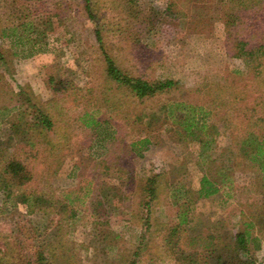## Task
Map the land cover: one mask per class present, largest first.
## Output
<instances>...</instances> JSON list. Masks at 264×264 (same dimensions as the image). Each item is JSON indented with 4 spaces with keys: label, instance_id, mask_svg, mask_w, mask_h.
Segmentation results:
<instances>
[{
    "label": "rangeland",
    "instance_id": "374dc122",
    "mask_svg": "<svg viewBox=\"0 0 264 264\" xmlns=\"http://www.w3.org/2000/svg\"><path fill=\"white\" fill-rule=\"evenodd\" d=\"M98 1L95 12L99 25L112 28L103 32L107 51L123 70L150 81L173 79L178 82L181 93L201 88L203 95L232 100L231 96L224 98L231 88L229 82L239 73L246 74L251 59L227 53L223 24L219 20L211 19L203 25V20L191 23L185 18L179 23L168 15L175 10L172 0H143L144 13H149V6L154 4L167 15V22L157 20L144 34H138L140 27L135 25V35H122L116 31L120 24L126 26L122 17H116L119 8L113 9L109 0ZM49 15L50 28L46 23ZM117 20H122L119 25ZM95 26L87 18L80 0H0L3 55L0 59V138L9 140L13 146L27 139L41 140L36 150L46 147L41 152L45 163L31 168L30 172L27 167L31 176L27 184L30 190L44 197L60 196L63 191L74 189L91 168L93 159L105 153L108 146L107 141L92 139L89 128L80 120L81 106L56 99L45 82L50 76L54 80L66 77L86 90L91 99L88 104H101L102 112L106 111L104 62L94 36ZM138 45L142 47L137 48ZM88 88L93 89L95 98L89 95ZM16 93L23 97V93L28 94L30 103L22 102ZM112 96L118 103L126 100L125 104H116V109L107 110L108 114L120 118L126 116L128 109L140 113L143 104H160L168 95L142 103L134 101L129 107L124 93ZM41 112L48 114L53 123L48 138L59 141L66 147L64 151L47 144L39 135V128H31L34 115ZM212 117L210 121L216 134L211 146L221 148L214 154L230 165L228 153L222 147L228 145L231 123L222 118L220 111ZM122 124L126 125L127 121L122 120ZM140 130L139 124H134L123 133L131 140ZM200 149L197 141L179 139L166 129L155 132L142 156L128 161L136 185H144L149 177L158 179L157 198L148 214L147 230L143 219L145 208L130 192L124 200L107 197L104 203L107 215L97 224L87 211L77 210L75 216L69 217L71 208H76L74 203L65 211L53 205L31 210L14 197L7 198L0 190V260L34 264L41 254L42 264H179L170 254L171 243L164 240L170 223L176 222V208L166 193L176 186L198 187L204 166ZM212 151L208 149L206 153ZM23 153L17 150L21 160L26 159ZM228 182L229 185L219 186L212 196L194 202L190 212L193 221L183 226L186 233L179 238V244L186 247L181 256H196L195 249L202 248L204 237L211 230L233 233L243 221L264 219L260 197L252 192L255 187L252 174L235 173ZM255 234L259 236L260 246L251 250L257 264H264V234ZM172 240H177V235Z\"/></svg>",
    "mask_w": 264,
    "mask_h": 264
},
{
    "label": "trees",
    "instance_id": "16d2710c",
    "mask_svg": "<svg viewBox=\"0 0 264 264\" xmlns=\"http://www.w3.org/2000/svg\"><path fill=\"white\" fill-rule=\"evenodd\" d=\"M80 1L87 18L96 25L94 36L104 62L105 92L103 96H106L103 100L106 111L102 112L104 106L101 104H88L91 99L86 95V90L66 77L61 76L54 80L53 76H50L45 82L48 89L57 97L56 99L81 106L82 124L89 128L92 139L108 142L106 152L93 159L91 168L81 176L74 189L65 190L60 196L49 195L48 198L30 190L27 184L31 180L27 167L30 172L31 168L45 163L41 152L46 150V147L36 150L41 140L27 139L13 146L9 140L0 138V190L7 198L14 197L18 202L27 204L31 210L53 205L65 211L70 204L74 203L76 210L71 208L69 217L75 216L77 210H83L87 211L97 224L102 223V217L107 215V211H104L107 197L115 196L124 200L130 192L145 208L146 216H143V219L144 228L147 230L150 226L148 214L150 215L153 202L157 198L158 179L149 177L144 185H136L133 183L134 175L128 168V161L132 157L143 155V151L149 148L155 132L161 133L167 129L178 135L179 139L183 137L192 142L197 141L201 153L203 152L201 155H203L204 165L203 174L199 178L196 189H182L176 186L166 193V197L172 199V204L176 208V222L170 223L164 238L166 243H171L170 254L174 255L179 264H257L251 247L260 246L259 236L255 233L264 234V219L243 221L241 227L233 233L221 234L211 230L206 233L202 248L195 249L196 256H181L186 247L179 244V238L186 233L183 226L190 225L193 221L190 212L194 202L199 198L212 196L218 192L219 186L229 185L228 180L230 181L235 173L252 174L255 185L252 192L260 197L264 213V0L171 1L175 10L168 14L170 17L179 23L185 18H189L191 23L203 20V25L208 24L211 19L219 20L223 24L227 53L240 59L244 57L251 59L246 74L239 73L232 77L233 82H229L231 88L229 87L228 94L224 98L231 96L232 100H217L203 95L201 88L181 93L178 82L173 79L150 81L130 75L107 51L103 32L110 31L112 28L99 25L96 19L95 5L99 1ZM109 3L113 9L119 8V14L116 17L118 19L122 17V20L126 22L124 27V23L120 24L122 20H117L120 26L116 31L122 35H135V25L140 27L138 34H144L155 25L157 20L167 22V15L154 4L149 6V13H144L141 9L143 0H109ZM167 9H170V6H167ZM167 9L165 8L166 12ZM48 13L51 14L50 11ZM52 13L57 17L60 16L58 12ZM50 17L49 15L46 21L49 28L51 27ZM136 44L138 42H135ZM140 46L138 45L137 48ZM2 57L0 50V59ZM88 91L90 95L93 89L88 88ZM118 92L127 96V107L134 101L142 103L161 95L168 96L160 104L150 106L143 104L144 107L140 113H133L128 109L126 116L116 118V114H108L107 110L116 109V104L126 103V100L118 103L113 99L112 95ZM16 94L21 97L22 102L30 103L28 94L23 93L24 97L20 93ZM94 95L93 93L91 97L95 98ZM217 111L222 113V118L231 123L228 131V145L222 147V150L228 153L227 161H230V165L224 164L223 160L214 154L221 148L211 146L215 141L216 129L210 119ZM124 119L127 121L126 125L122 124ZM32 120L31 128H39V135L47 144L51 147H59L61 151L66 149L59 141L54 142L52 138H48V131L53 129V123L48 114L38 113ZM134 124H139L141 132L136 138L127 140L123 130ZM10 128L13 129V124H10ZM18 149L24 152L25 160L19 159ZM208 149L213 151L207 154ZM50 198L52 199L49 200ZM174 235H177V240H172ZM43 259V256L39 254L34 264H42ZM0 264L13 263L0 260Z\"/></svg>",
    "mask_w": 264,
    "mask_h": 264
}]
</instances>
